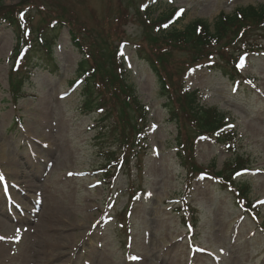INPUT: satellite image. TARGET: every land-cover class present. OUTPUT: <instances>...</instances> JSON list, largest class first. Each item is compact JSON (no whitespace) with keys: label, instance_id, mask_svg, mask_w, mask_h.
Masks as SVG:
<instances>
[{"label":"rangeland","instance_id":"374dc122","mask_svg":"<svg viewBox=\"0 0 264 264\" xmlns=\"http://www.w3.org/2000/svg\"><path fill=\"white\" fill-rule=\"evenodd\" d=\"M22 1L2 0L3 11L17 15L27 32L19 61L12 50L21 26L12 30L0 21V217L8 233L0 236V264H264L263 35L249 32L247 38L262 48L246 55L235 83L218 70L191 67L177 48L157 55L174 106L175 97L182 103L183 88L197 90L201 104L215 107L236 128L229 147L194 134L187 120H168L144 59L162 30L196 19L213 22L219 13L264 0H26L18 8ZM168 15L171 20L162 21ZM73 31L102 66L91 79L100 106H85L87 81L77 64L93 60L72 42ZM47 34L55 36L50 58L42 46ZM225 50L239 53L233 46ZM212 60L218 55L203 62ZM108 62L110 73H124L148 116L138 138L145 145L139 165L135 157L123 161L112 182L100 171L115 161L105 159L107 152L116 158L120 153L122 124L109 92L100 90ZM29 64L28 81L12 101L8 75H25ZM178 129L187 167L175 155ZM190 150L204 168L197 170L211 175L190 173ZM237 156L250 169L230 180L249 186V207L223 179ZM220 170L223 177L215 174Z\"/></svg>","mask_w":264,"mask_h":264},{"label":"trees","instance_id":"16d2710c","mask_svg":"<svg viewBox=\"0 0 264 264\" xmlns=\"http://www.w3.org/2000/svg\"><path fill=\"white\" fill-rule=\"evenodd\" d=\"M26 0L19 4V8L26 5ZM118 13H121V8L117 7ZM167 19V16L162 18V21ZM11 24L18 27V21L11 17ZM19 28V27H18ZM21 30V31H20ZM23 28L20 27L19 31L22 32ZM262 32L264 34V5H247L237 8L233 13L224 15L220 14L212 23H208L205 20L197 19L187 24L183 29L172 28L168 31H160L159 36L156 39L150 40V52L146 54V62L149 64L152 72L156 77V83L158 86V95L163 97L165 105L168 107L169 119H175L177 122H182V119L187 120L190 130L194 134H202L208 137L214 138L218 142L227 144L235 135L233 132L225 130L224 123L222 121L223 116L217 113L215 109L207 108L199 104L196 94L194 92L184 91L182 95V103L178 97H175L177 106H174V95L168 79L163 76L162 69L158 65L159 56H157L163 49L165 55L169 56L170 51L173 48H177L179 51H183L186 54V60L188 65L198 63L207 59L211 54L218 55V62L205 64L204 66L218 70L224 76L233 78V71L230 72V56L232 54H226L228 50L225 48L235 47L238 40L244 39L248 36L250 31ZM55 37V36H54ZM72 42L77 45L83 53H88V57L91 54L93 64L84 65L86 60H80L78 62V71L84 73V78L87 81L85 87V93L87 94V104H96L94 101L95 96L91 92L95 87V82L91 79L94 78L97 71H102L100 63L93 59V55L90 49L86 47V50H82L83 44L81 38L79 39L77 34L73 31L71 33ZM108 37V35H107ZM55 39V38H54ZM22 41V39H20ZM105 43L106 40H103ZM55 40L49 38V42L43 43L46 50L51 55L52 46ZM212 49L214 52H212ZM109 56L114 57L113 50L109 47ZM99 57L103 59V55L99 53ZM113 58L115 64L117 60ZM234 59L232 58V61ZM231 61V62H232ZM111 62L106 65L105 75L100 80V90L106 88L109 92V99L112 109L117 110L119 121L122 124V145L124 152L129 153L132 149L133 136L142 131V125L145 124L146 114L143 107L139 105L135 94L133 93L130 85L125 84L124 73H110ZM230 64V65H229ZM89 66V67H88ZM234 69V68H233ZM90 79V80H89ZM92 96L94 98H92ZM100 106V104H96ZM109 106V108L111 109ZM102 109V107H100ZM111 109V110H112ZM109 112V110L107 111ZM181 117V118H178ZM178 118V119H177ZM138 119V120H137ZM185 130V129H184ZM182 133L179 130L178 139V151L177 155L181 162H184V154L187 150L186 142L180 139ZM127 151V152H126ZM191 151L188 153L187 160L192 159V170H197V165L193 161ZM183 153V154H182ZM185 164H187L185 162ZM243 164L241 159H236L232 169L239 168ZM246 193V190H244Z\"/></svg>","mask_w":264,"mask_h":264},{"label":"bare ground","instance_id":"6f19581e","mask_svg":"<svg viewBox=\"0 0 264 264\" xmlns=\"http://www.w3.org/2000/svg\"><path fill=\"white\" fill-rule=\"evenodd\" d=\"M25 176V175H24ZM20 202V201H19ZM14 214H18V212H16L15 211V213ZM4 220L0 217V229H2V230H4V232L3 233H0V234H2V235H0L1 237H4V235L5 236H7L8 235V233H7V227H6V225L4 224V222H3Z\"/></svg>","mask_w":264,"mask_h":264},{"label":"snow or ice","instance_id":"6c2138e0","mask_svg":"<svg viewBox=\"0 0 264 264\" xmlns=\"http://www.w3.org/2000/svg\"><path fill=\"white\" fill-rule=\"evenodd\" d=\"M183 11V9H181V12Z\"/></svg>","mask_w":264,"mask_h":264}]
</instances>
